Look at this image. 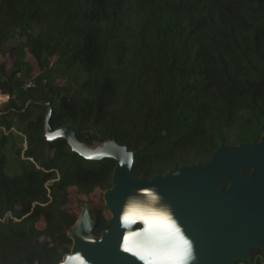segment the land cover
<instances>
[{
  "label": "trees",
  "instance_id": "1",
  "mask_svg": "<svg viewBox=\"0 0 264 264\" xmlns=\"http://www.w3.org/2000/svg\"><path fill=\"white\" fill-rule=\"evenodd\" d=\"M0 57L2 114L32 112L28 143L52 151L40 178L9 177L0 156V264H58L78 218L65 208L70 191L88 197L112 187L115 159H87L65 137L45 139L49 107L51 131L70 124L91 148L124 146L134 177L261 139L264 0H0ZM88 212L91 234L110 227L101 208ZM239 263L264 264V251L250 247Z\"/></svg>",
  "mask_w": 264,
  "mask_h": 264
},
{
  "label": "water",
  "instance_id": "2",
  "mask_svg": "<svg viewBox=\"0 0 264 264\" xmlns=\"http://www.w3.org/2000/svg\"><path fill=\"white\" fill-rule=\"evenodd\" d=\"M50 111L49 107L44 123L48 140L65 137L70 149L84 158L116 160L112 187L104 192L110 227L100 236L91 234L94 224L88 207L82 205L69 230L71 249L58 264H143L123 250L128 229L122 226L121 216L130 200L149 203L146 192L157 196L153 206L166 209L192 243L189 264H233L238 258L248 259L250 247L264 251V124L258 142L222 143L209 162L174 167L149 179L131 174L132 153L114 141L91 148L77 141L73 125L51 131ZM246 167L251 169L249 175L241 173ZM224 184L227 187L222 189ZM142 227L137 223L131 230Z\"/></svg>",
  "mask_w": 264,
  "mask_h": 264
},
{
  "label": "rangeland",
  "instance_id": "3",
  "mask_svg": "<svg viewBox=\"0 0 264 264\" xmlns=\"http://www.w3.org/2000/svg\"><path fill=\"white\" fill-rule=\"evenodd\" d=\"M26 60L32 63L33 73L36 75L38 73V69L29 54H27ZM50 60L51 62L55 61V57L50 58ZM58 81L62 83L64 82V79H60ZM7 101L8 96L0 92V156H2L4 159L3 171L11 178H20L26 173L30 172L37 173V178H40V171L44 170V168L50 167V165H47V163L44 162L48 160L49 156H52V151H49L45 147L42 154L35 145L31 146V144L28 143V133L25 131V126L28 121H31L33 113L30 112L26 117H22L13 111L2 114L6 111L5 104ZM32 111H35V109L32 108ZM7 122L11 123L12 127L10 130L6 128ZM44 137L46 140H48L45 133ZM28 146L29 148L33 149L31 153H29L30 151H25ZM42 159L44 160L42 161ZM58 170L60 171V168L55 169L57 174ZM78 199L86 201L85 204H87L88 207L93 206L101 208L107 217H111L110 211L105 204L104 192L99 188H95L88 197L78 196L74 190L70 191V201L65 206V208L72 210L74 213L77 212L76 214L79 217L81 213L79 204L81 203ZM44 225L45 221L43 218H41V220L36 223V227L39 229ZM71 246L72 244L69 246V249H71Z\"/></svg>",
  "mask_w": 264,
  "mask_h": 264
},
{
  "label": "clouds",
  "instance_id": "4",
  "mask_svg": "<svg viewBox=\"0 0 264 264\" xmlns=\"http://www.w3.org/2000/svg\"><path fill=\"white\" fill-rule=\"evenodd\" d=\"M154 204L130 200L123 209L122 226L128 229L123 248L133 253L143 264H189L192 255H186L170 223L158 214ZM142 223L139 230H131Z\"/></svg>",
  "mask_w": 264,
  "mask_h": 264
},
{
  "label": "snow or ice",
  "instance_id": "5",
  "mask_svg": "<svg viewBox=\"0 0 264 264\" xmlns=\"http://www.w3.org/2000/svg\"><path fill=\"white\" fill-rule=\"evenodd\" d=\"M145 195H147L150 200L149 203L147 204H155L157 202V196H155L154 194H152L151 192H146ZM158 214L161 215L162 217H164L171 225V227L174 229L176 238L182 243L183 247H184V251L186 255H192V243L190 242L189 239H187L185 237V235L182 233L181 228L177 226V223L175 220H173L172 216L169 215L168 211L164 208H157ZM123 241H124V237H123ZM124 252L126 253H130L133 256H135L133 253L129 252L127 249H124Z\"/></svg>",
  "mask_w": 264,
  "mask_h": 264
},
{
  "label": "bare ground",
  "instance_id": "6",
  "mask_svg": "<svg viewBox=\"0 0 264 264\" xmlns=\"http://www.w3.org/2000/svg\"><path fill=\"white\" fill-rule=\"evenodd\" d=\"M111 149H109V151H110Z\"/></svg>",
  "mask_w": 264,
  "mask_h": 264
}]
</instances>
